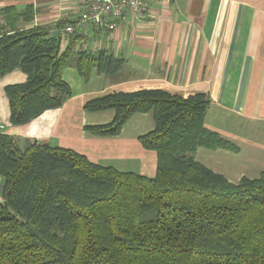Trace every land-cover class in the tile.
Segmentation results:
<instances>
[{"label":"trees","instance_id":"trees-1","mask_svg":"<svg viewBox=\"0 0 264 264\" xmlns=\"http://www.w3.org/2000/svg\"><path fill=\"white\" fill-rule=\"evenodd\" d=\"M31 18L30 7L0 9V78L14 69L26 75L4 86L10 126L61 106L71 93L61 72L77 36L64 40L28 25ZM77 54L85 78L116 62L100 50ZM209 104L208 91L159 85L85 103L89 111H115L110 122L86 126L101 136L152 110L154 128L138 140L156 154L154 176L70 148L20 145L0 130V264H264V171L232 183L194 158L198 147L239 150L205 126Z\"/></svg>","mask_w":264,"mask_h":264},{"label":"crops","instance_id":"crops-1","mask_svg":"<svg viewBox=\"0 0 264 264\" xmlns=\"http://www.w3.org/2000/svg\"><path fill=\"white\" fill-rule=\"evenodd\" d=\"M88 1L0 0V9L30 7L28 25L62 34ZM71 34L77 36L74 54L61 72L71 93L61 106L10 126L7 97L4 100L7 108L0 114V125L20 145L38 141L70 148L101 165L154 176L156 154L138 140L154 128L152 110L131 115L118 134L101 136L86 126L110 122L115 111H89L85 103L146 85L200 89L210 97L205 126L239 150L198 147L194 158L232 183L264 171V0H147L141 16L128 11L114 31L90 29L66 37ZM82 50L104 51L116 62L102 71L92 67L85 78L75 64ZM25 79L19 69L7 73L0 78V94H5V85Z\"/></svg>","mask_w":264,"mask_h":264},{"label":"built area","instance_id":"built-area-1","mask_svg":"<svg viewBox=\"0 0 264 264\" xmlns=\"http://www.w3.org/2000/svg\"><path fill=\"white\" fill-rule=\"evenodd\" d=\"M146 2L147 0H89L78 18L64 25L61 36L65 40L66 35L74 31H114L128 11L136 17L141 16L146 9Z\"/></svg>","mask_w":264,"mask_h":264},{"label":"rangeland","instance_id":"rangeland-1","mask_svg":"<svg viewBox=\"0 0 264 264\" xmlns=\"http://www.w3.org/2000/svg\"><path fill=\"white\" fill-rule=\"evenodd\" d=\"M4 100H6V96L5 94H3V91H2V94H0V114L3 113V108L6 109L7 105L6 103L4 102ZM2 202V201H1Z\"/></svg>","mask_w":264,"mask_h":264},{"label":"bare ground","instance_id":"bare-ground-1","mask_svg":"<svg viewBox=\"0 0 264 264\" xmlns=\"http://www.w3.org/2000/svg\"><path fill=\"white\" fill-rule=\"evenodd\" d=\"M72 33V32H71ZM70 34V33H69ZM68 35V34H67ZM0 127H3V126H0ZM0 130H2V128H0ZM3 200V199H2Z\"/></svg>","mask_w":264,"mask_h":264}]
</instances>
